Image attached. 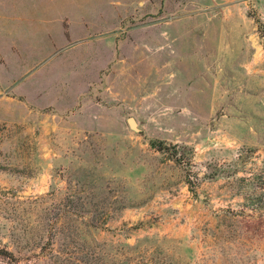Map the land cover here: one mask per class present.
<instances>
[{"label": "rangeland", "instance_id": "rangeland-1", "mask_svg": "<svg viewBox=\"0 0 264 264\" xmlns=\"http://www.w3.org/2000/svg\"><path fill=\"white\" fill-rule=\"evenodd\" d=\"M0 100V264H264V0H0Z\"/></svg>", "mask_w": 264, "mask_h": 264}, {"label": "water", "instance_id": "water-1", "mask_svg": "<svg viewBox=\"0 0 264 264\" xmlns=\"http://www.w3.org/2000/svg\"><path fill=\"white\" fill-rule=\"evenodd\" d=\"M128 123H129L130 127H132V128L135 127L134 126V121L131 118L128 120Z\"/></svg>", "mask_w": 264, "mask_h": 264}, {"label": "trees", "instance_id": "trees-1", "mask_svg": "<svg viewBox=\"0 0 264 264\" xmlns=\"http://www.w3.org/2000/svg\"><path fill=\"white\" fill-rule=\"evenodd\" d=\"M151 145H153V143Z\"/></svg>", "mask_w": 264, "mask_h": 264}, {"label": "crops", "instance_id": "crops-1", "mask_svg": "<svg viewBox=\"0 0 264 264\" xmlns=\"http://www.w3.org/2000/svg\"><path fill=\"white\" fill-rule=\"evenodd\" d=\"M1 101V100H0Z\"/></svg>", "mask_w": 264, "mask_h": 264}]
</instances>
